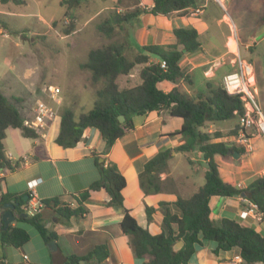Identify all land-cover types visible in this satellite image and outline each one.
<instances>
[{"label": "trees", "instance_id": "obj_1", "mask_svg": "<svg viewBox=\"0 0 264 264\" xmlns=\"http://www.w3.org/2000/svg\"><path fill=\"white\" fill-rule=\"evenodd\" d=\"M81 1L61 0L65 7L64 16L73 19L72 9L78 7ZM197 3L198 0H153V5L148 10L155 15H168L174 11L184 13L186 8ZM141 11L145 9L135 7L122 12L114 10L97 24V28L110 37L117 27L135 18ZM261 20L264 22V13ZM172 32L176 37L174 44H143L131 58L125 54L124 43L115 41L90 49L80 67L90 72L92 81H101L102 86L96 89L93 105L88 110L78 115L69 107L61 110L59 131L54 141L62 147H73L82 139L84 128L95 127L105 142L103 153H106L117 138L133 128L134 115L164 108L170 115L181 118L180 127L169 135H179L183 141L173 148H163L144 163L143 170L138 174L141 189L145 194L156 193L161 189L160 175L167 168L171 150L199 154L206 164L204 183L189 196L177 195L172 201L159 202L158 205L162 207V227L158 232L140 225L131 210L123 206L121 190L126 184L125 177L114 162L106 159H95L98 177L73 195L74 206L69 203L59 204L57 197L42 199L43 204L55 207L58 216L66 221L86 212L84 201L91 190L105 189L109 194L107 205L123 211L120 227L128 236L133 255L142 259L141 264H187L196 249L204 245V241L215 243L214 253L238 248L241 264H264V233L234 218L213 219L210 216L209 200L212 196L244 193L245 199L257 205L264 220V177H255L245 186L238 187L236 183L222 179L214 158L215 155H220L222 160L231 163L233 161L229 156L234 157V152L241 156L245 154V148L229 146L223 139L212 140L208 131L204 132L200 128L205 121L225 120L242 114L244 106L241 97L239 94L227 93L221 85L209 87L207 92L197 96H190L177 87L169 91L162 90L158 86L161 81L189 80V75L180 67L179 60L185 52H193L200 47L199 33L195 27L174 26ZM152 56L157 60H150ZM136 65H142L138 70L140 82L121 88L117 78L131 73ZM120 114L124 116L122 122L118 120ZM7 127L19 128L25 137L38 136L37 131L23 119L16 104L9 101L0 90V171H13L18 166L4 152L3 139ZM235 133L236 131L233 134ZM215 137L221 138L222 135L217 132ZM188 162L192 163V160L188 158ZM2 179L3 175H0V182ZM7 201L18 202L17 221L31 224L45 242L57 238L56 232L45 225L40 213L33 216L25 213L23 205L27 199L23 200V195L0 192V205ZM144 209L147 220L150 221L156 208L145 205ZM29 239V232L16 224L0 231V242L4 245L18 247ZM179 241L183 244L175 251L173 245ZM108 255L106 244L101 243L84 255L66 256L65 262L79 264L84 259L92 264H100ZM0 264H5L1 258Z\"/></svg>", "mask_w": 264, "mask_h": 264}, {"label": "crops", "instance_id": "obj_2", "mask_svg": "<svg viewBox=\"0 0 264 264\" xmlns=\"http://www.w3.org/2000/svg\"><path fill=\"white\" fill-rule=\"evenodd\" d=\"M115 1L121 3L124 0ZM125 1L126 5L117 8L116 11L132 10L135 7L145 9L135 18L117 27L122 30L123 37L118 42L124 43L125 54L129 52L134 55L138 47L143 44H174L176 42V37L172 32L174 26H193L199 33L200 47L193 52H185L179 60V65L189 75V80L161 81L158 86L162 90L169 91L177 87L190 96H197L207 92L209 87L221 85L222 76L234 67V63L230 61L231 56L228 55L229 51H234V48L228 49L229 42L225 38L212 37L218 19L209 18L205 10L198 16L190 15L188 11L155 15L148 10L153 5V0ZM0 13L13 14L15 11L0 9ZM202 36L203 39H201ZM226 57H229V60H226ZM215 59L218 61L211 64ZM150 60L155 61L157 58L152 56ZM141 66L136 65L133 69L138 71ZM129 75L132 74L129 73ZM199 86L202 90H198ZM45 87L41 90L38 87L29 88L30 93L36 94V100L33 104L26 106L23 105L26 103L24 96L12 86H7L6 92L1 88L0 90L9 101L16 104L20 114L21 109L30 110V114L24 117L21 114L23 119L28 121L33 118L37 100L47 103ZM19 104L22 105L18 106ZM51 107L52 113L45 118V126L37 131L38 136L36 137L23 136L19 128H6L3 139L4 152L12 162H17L18 166L13 171H0V175H3L0 182L1 193L25 195L29 191L28 183L32 181L36 182L34 190L39 199L57 197L59 204L69 203L74 206L73 195L85 189L98 177L95 159L100 161L102 158V161L106 159V161L114 162L125 177L126 184L121 190L123 206L131 210L140 225L152 232H158L162 227V207L158 205L159 202L172 201L177 195L189 196L203 184L196 181L193 173H174L170 164L167 163L166 170L160 175L162 185L158 192L145 194L139 185L138 174L143 170L144 163L163 148H173L183 141L179 135H169L180 127L181 118L170 115L166 109L161 108L134 115L133 128L117 138L109 150L103 153L105 142L95 127L84 128L82 139L73 147L58 145L54 139L59 131L60 115L58 105L53 104ZM250 142L252 148L243 154L247 157L242 161L241 166H237L240 169H233L232 179L222 178L223 180L242 183L245 186L254 178V173L264 167V138L254 135ZM178 153L179 151L171 150L170 158ZM182 153L186 156L189 152ZM23 157L26 158L22 160ZM188 158L192 160L190 164L193 168V165L202 160L199 154L189 155ZM214 158L218 165L222 163L228 169L236 168L233 162L222 160L220 155H215ZM194 171H196L195 168ZM202 171L204 174L205 167ZM242 175H245L247 180L236 181L234 179L235 176ZM108 200L109 194L105 189L91 190L84 201L86 212L66 221L58 216L55 207L44 206L40 211V216L45 225L57 234L55 249H49L48 242H45L35 229L20 225L21 221H17V217L6 228L0 221V231L16 224L30 234V239L18 247L4 245L0 242V258L5 264H66V256L84 255L95 245L104 243L109 255L100 264H141L142 259L133 255L128 236L120 227L123 211L108 206ZM145 205H152L156 208L150 221L146 217ZM209 206L210 216L213 219L234 218L264 233V220L258 221L252 217L242 218L240 216V212L249 206L248 200L243 196L214 195L209 200ZM14 212L16 215V207ZM203 244L202 247L196 249L187 264H236L235 256L239 255L238 248L214 253V242L204 241ZM24 254L27 258L23 257ZM79 264L92 263L85 261Z\"/></svg>", "mask_w": 264, "mask_h": 264}, {"label": "rangeland", "instance_id": "obj_3", "mask_svg": "<svg viewBox=\"0 0 264 264\" xmlns=\"http://www.w3.org/2000/svg\"><path fill=\"white\" fill-rule=\"evenodd\" d=\"M60 1H7L5 5L0 1V9L15 11L13 14L0 13V88L6 92V87L12 86L24 96L26 103L23 105L26 106L36 100V94L30 93L29 88L38 87L41 90L45 86H58V102L49 97L45 87L47 104L58 105L59 115L64 107L71 108L78 115L92 107L95 91L102 86L101 81H92L90 72L81 68L80 63L85 61L90 49L110 41H121L123 36L120 28H116L107 37L98 30L97 24L110 12L124 7L127 2L82 0L78 7L72 9L73 19H70L64 16L65 7ZM205 11L209 18L218 19L211 36L215 39L225 38L229 42L228 49L234 48V51L228 53L231 62L236 60L230 71L235 69L238 59L252 65L258 87L256 98L264 111V22L261 20L264 0H223V5L210 0ZM126 55L131 58L133 53L127 52ZM225 59L229 60V57ZM217 61L215 59L211 64ZM130 74L117 78L121 88L138 84V71L133 69ZM198 90H202V87L199 86ZM21 114L24 117L30 114V110L21 109ZM200 128L204 132L211 129L208 133L212 140L220 139L215 137V133L219 132L221 139L230 144L228 141L239 126L237 117H233L208 120ZM233 145L239 146L236 142ZM189 155L196 154L188 153L184 156L179 152L168 163L174 173H193L198 183H204L202 168H206V164L199 160L193 165L194 171L191 164L186 162ZM246 157L229 156L236 168L228 169L219 163L222 178L232 179L233 169L239 170L237 166H241ZM234 179L247 180L245 175L235 176ZM20 225L34 229L25 221H21Z\"/></svg>", "mask_w": 264, "mask_h": 264}, {"label": "built area", "instance_id": "obj_4", "mask_svg": "<svg viewBox=\"0 0 264 264\" xmlns=\"http://www.w3.org/2000/svg\"><path fill=\"white\" fill-rule=\"evenodd\" d=\"M210 0H202L194 6L186 8V11L190 15L198 16L202 14ZM216 3L223 5V0H212ZM6 35V33H4ZM236 60L234 59L233 63ZM221 86L229 94H239L244 106V112L237 116L238 131L232 135L231 139L226 142L227 145L232 146L235 142L239 144V147H244L246 151L251 150V138L254 135H260L264 138V111L260 107L257 101L258 87L254 74L253 67L245 60L238 59V62L234 70L226 72L221 79ZM49 97L58 102V92L60 88L58 86L50 85L46 87ZM52 113V107L43 100H37L34 110L33 118L26 121V123L34 128L36 131H40L45 126V118ZM238 146V145H237ZM26 157H23L24 160ZM255 177H264V167L254 173ZM36 182H29L27 193V202L23 205L25 213L29 216H33L40 213L44 207L43 201L37 196L34 185ZM238 187H243L242 183H236ZM248 207L240 212L242 218L252 217L258 221L262 220V213L258 210L255 203L248 201ZM27 258V255H23ZM235 263L241 264L242 258L240 255L235 256ZM255 264H263L257 262Z\"/></svg>", "mask_w": 264, "mask_h": 264}, {"label": "water", "instance_id": "obj_5", "mask_svg": "<svg viewBox=\"0 0 264 264\" xmlns=\"http://www.w3.org/2000/svg\"><path fill=\"white\" fill-rule=\"evenodd\" d=\"M118 120L122 122L124 120V116L122 114L118 115ZM233 156L234 158H237L239 156L238 152H234ZM100 161H102V158L100 159ZM239 195L243 196L244 193L234 194V196H239ZM27 197H28L27 194L23 195V200H26ZM17 205H18V202H14V201H7L0 205V221L4 223V228H6L8 224L16 218L14 208ZM182 244H183L182 241L175 243L173 245V249L177 251L182 246ZM47 247H49V249H55L57 247L55 240L48 241ZM84 262H85L84 259H81L79 261V263H84Z\"/></svg>", "mask_w": 264, "mask_h": 264}]
</instances>
